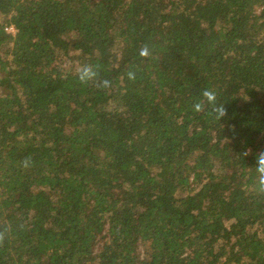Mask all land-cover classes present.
Masks as SVG:
<instances>
[{
  "label": "trees",
  "instance_id": "16d2710c",
  "mask_svg": "<svg viewBox=\"0 0 264 264\" xmlns=\"http://www.w3.org/2000/svg\"><path fill=\"white\" fill-rule=\"evenodd\" d=\"M260 152L264 0H0V264H264Z\"/></svg>",
  "mask_w": 264,
  "mask_h": 264
},
{
  "label": "clouds",
  "instance_id": "9594fccd",
  "mask_svg": "<svg viewBox=\"0 0 264 264\" xmlns=\"http://www.w3.org/2000/svg\"><path fill=\"white\" fill-rule=\"evenodd\" d=\"M141 55H147V49L142 50ZM96 71L91 65H84L79 71L78 78L82 83H86L90 80H93L96 78ZM134 74L129 73V78H133ZM102 87L108 86V81H102L101 84ZM204 95L207 97L209 102H212L214 100V94L210 92H205ZM199 107V105H197ZM27 164V162H26ZM255 167L259 173L258 175V187L260 190L264 191V152L258 153L256 159H255Z\"/></svg>",
  "mask_w": 264,
  "mask_h": 264
},
{
  "label": "built area",
  "instance_id": "2783aa9c",
  "mask_svg": "<svg viewBox=\"0 0 264 264\" xmlns=\"http://www.w3.org/2000/svg\"><path fill=\"white\" fill-rule=\"evenodd\" d=\"M9 33H11V34H15V32H16V30H15V28L13 27V26H9V27H7V29H6Z\"/></svg>",
  "mask_w": 264,
  "mask_h": 264
}]
</instances>
